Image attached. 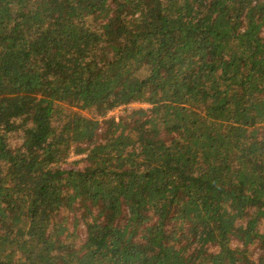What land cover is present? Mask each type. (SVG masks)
Segmentation results:
<instances>
[{
  "label": "trees",
  "instance_id": "trees-1",
  "mask_svg": "<svg viewBox=\"0 0 264 264\" xmlns=\"http://www.w3.org/2000/svg\"><path fill=\"white\" fill-rule=\"evenodd\" d=\"M0 264H264V0H0Z\"/></svg>",
  "mask_w": 264,
  "mask_h": 264
},
{
  "label": "rangeland",
  "instance_id": "rangeland-1",
  "mask_svg": "<svg viewBox=\"0 0 264 264\" xmlns=\"http://www.w3.org/2000/svg\"><path fill=\"white\" fill-rule=\"evenodd\" d=\"M139 104H144V106L142 105H139ZM140 107H144V108H149L151 107V105H149L148 103L146 102H132L130 104H125V105H122L118 108H116L115 110H111L109 111L107 117H121L122 115H124L126 112H129L131 111L132 109H138ZM82 157V155H75V154H72L68 161L69 162H72L74 160H77V159H80Z\"/></svg>",
  "mask_w": 264,
  "mask_h": 264
},
{
  "label": "built area",
  "instance_id": "built-area-1",
  "mask_svg": "<svg viewBox=\"0 0 264 264\" xmlns=\"http://www.w3.org/2000/svg\"><path fill=\"white\" fill-rule=\"evenodd\" d=\"M139 105H142V106H144V104H139Z\"/></svg>",
  "mask_w": 264,
  "mask_h": 264
}]
</instances>
